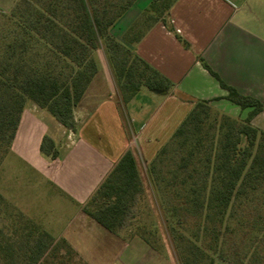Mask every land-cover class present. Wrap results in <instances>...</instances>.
<instances>
[{"label": "trees", "instance_id": "16d2710c", "mask_svg": "<svg viewBox=\"0 0 264 264\" xmlns=\"http://www.w3.org/2000/svg\"><path fill=\"white\" fill-rule=\"evenodd\" d=\"M134 1L19 0L11 14H2L0 161L10 149L27 101L74 130L72 111L97 70L94 52L98 49L111 69L122 102L141 87L167 93L171 82L133 51L141 33L139 23L122 36L124 41L109 32ZM173 1L152 0L143 11L142 20L145 17L147 22L142 24L158 16L150 12L160 4L166 11ZM220 84L228 90L229 100L242 108L251 107L248 116L238 120L217 112L206 100H197L147 165L155 188L171 190L178 203L166 209L157 204L165 226L172 217L179 221L180 213L185 212L202 218L203 225L215 231L231 215L239 196L264 185V132L249 123L254 114L264 112V102L238 93L221 80ZM40 150L56 155L47 137ZM143 193L136 159L126 149L82 209L98 224L115 231L133 224ZM6 204L0 194V209ZM15 216L10 225H0V264H37L53 237L21 212ZM135 229L133 233L150 242L144 235L145 223L136 224Z\"/></svg>", "mask_w": 264, "mask_h": 264}, {"label": "crops", "instance_id": "0c3cea01", "mask_svg": "<svg viewBox=\"0 0 264 264\" xmlns=\"http://www.w3.org/2000/svg\"><path fill=\"white\" fill-rule=\"evenodd\" d=\"M151 1L135 0L110 28V34L116 39L127 35L129 28L141 21ZM142 23L137 27H141V33L132 45L133 51L171 82L167 93L141 87L122 102L105 56L98 49L94 52L97 70L72 111L74 130L65 128L46 109L26 102L6 155H13L29 167V175L24 173L28 181L21 188L0 174L1 184L7 188L3 190L0 185L1 194L46 225L48 230L43 229L50 235L52 218L39 205L29 206V187L40 194L38 186L43 185L46 192L68 200L75 208L74 220L56 233L63 241L71 242L76 255L87 264L93 254L79 242L93 240V236L101 237L107 247L112 243V247H118L111 256H119V264H144L139 257H152L153 253L159 255L161 263L162 258L166 259L140 235L124 234L123 227L110 231L82 209L126 149L138 162L135 139L139 140L140 154L153 158L157 146L169 139L197 100H206L217 112L244 120L251 107L242 108L229 100L220 80L238 93L264 102V0H174L165 15ZM249 123L264 132V112L254 114ZM44 137L52 140L54 157L41 152ZM108 255L101 252L96 255L99 260L92 262L109 264L111 260L105 259Z\"/></svg>", "mask_w": 264, "mask_h": 264}, {"label": "rangeland", "instance_id": "374dc122", "mask_svg": "<svg viewBox=\"0 0 264 264\" xmlns=\"http://www.w3.org/2000/svg\"><path fill=\"white\" fill-rule=\"evenodd\" d=\"M18 2L19 0H0V29L2 27V14H11ZM150 14L165 15L163 4H160L158 8L152 11V13L150 12ZM143 20L147 22L145 17ZM140 22L141 21H139V23ZM120 25H123V21ZM115 32H118L117 29H115ZM122 36L121 39L117 40L123 41ZM107 66L110 76L114 79L108 64ZM138 141L139 140L135 139L134 144L138 161V170L144 186V193L135 208V218L132 221L133 224L123 228V233L128 235L130 233L133 234V232L136 231V224L145 223L147 229L144 235L150 241L147 243L152 248L159 251L162 257L168 260L162 258L161 263V259L156 253L150 255L152 257L144 254V256L139 257L142 263L264 264V185L250 192L249 195L239 196L233 203L231 215L227 217L222 224H217L215 231L211 230L210 225L204 226L202 218L194 217L185 212L180 213L181 219L179 221L175 217H172L170 224L165 226L157 204L163 209H166L168 206L178 205V203L174 199L171 190L159 191V187L155 188L153 185L147 165L155 155L153 158H148L145 154L141 155L138 151ZM161 146L157 147L160 148ZM6 156H4L6 160L2 167L1 164L4 157L0 161V174H2L8 182L10 178V182H16L18 186L24 188L26 185L25 181H28L24 173L27 172L28 174L29 167L21 160L17 159V161L13 159L15 158L13 155ZM163 168V164L161 163L160 169ZM31 182L33 183V180H31ZM0 185H2L1 189H7L1 182ZM28 187L29 185L27 188ZM38 187L37 191L40 194L34 193L33 186L29 187L32 193L28 189L27 196L29 199V206L34 203L42 207V210L47 215H50V218H52L50 220L54 225L52 226L53 229L50 228L52 231L49 230L53 237V243L37 264H87L88 262L76 255L71 242L63 241L56 233L57 230H64L69 222L74 220L73 215L75 214V208L71 206L68 200L62 195L51 191L46 192L47 190L43 188V185ZM2 196L7 201V204L1 206L0 225H10L15 218L17 219L15 213L19 211L24 217L38 224L40 228H46V225L42 224L40 220L31 218L23 210L15 206L9 198L4 195ZM91 233L97 234V231H91ZM92 238L93 240L90 239L89 241L79 242V244H81L80 246L85 249L86 252L89 251L93 254L92 257H89L90 261H97L99 260V256L96 257V255L101 252H108L109 255L106 256L105 259L108 261L111 260L109 264H119L117 260L119 256L117 259L111 256L113 252L118 249L117 246H111L114 243L107 247L106 242L102 241L101 237V239L96 238V236ZM196 256L198 257L196 258ZM101 259H103V257H101ZM92 261L90 264H94Z\"/></svg>", "mask_w": 264, "mask_h": 264}]
</instances>
